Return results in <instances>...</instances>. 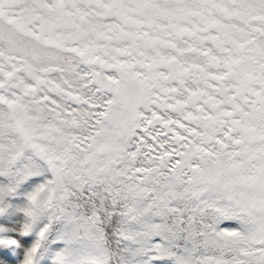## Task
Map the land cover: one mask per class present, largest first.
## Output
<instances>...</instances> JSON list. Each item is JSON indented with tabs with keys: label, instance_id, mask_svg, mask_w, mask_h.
Wrapping results in <instances>:
<instances>
[{
	"label": "snow or ice",
	"instance_id": "snow-or-ice-1",
	"mask_svg": "<svg viewBox=\"0 0 264 264\" xmlns=\"http://www.w3.org/2000/svg\"><path fill=\"white\" fill-rule=\"evenodd\" d=\"M0 264H264V0H0Z\"/></svg>",
	"mask_w": 264,
	"mask_h": 264
}]
</instances>
